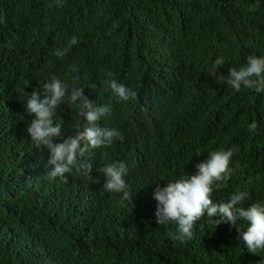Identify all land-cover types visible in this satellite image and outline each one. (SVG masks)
<instances>
[{"label": "trees", "instance_id": "trees-1", "mask_svg": "<svg viewBox=\"0 0 264 264\" xmlns=\"http://www.w3.org/2000/svg\"><path fill=\"white\" fill-rule=\"evenodd\" d=\"M249 55L264 56V0H0V264H264L206 211L191 239H172L176 225L156 223L153 196L211 151L233 149L213 201L239 190L244 207L264 202V93L206 74L218 57L226 76ZM53 75L69 86L79 76L89 99L111 106L99 124L123 134L85 154L90 176L49 179V152L26 131L23 99ZM106 79L136 98L119 101ZM54 120L63 137L83 127L67 102ZM118 161L132 200L102 189L97 170Z\"/></svg>", "mask_w": 264, "mask_h": 264}, {"label": "clouds", "instance_id": "clouds-1", "mask_svg": "<svg viewBox=\"0 0 264 264\" xmlns=\"http://www.w3.org/2000/svg\"><path fill=\"white\" fill-rule=\"evenodd\" d=\"M61 3L62 0H57L58 5ZM249 10L254 9L249 6ZM77 43V37L70 38L69 45ZM64 54V50L54 52L57 57ZM225 62L223 57L216 58L206 74L214 76L217 81H226L236 91L244 87L256 93H264V56L249 55L243 66H231L226 76L217 75L218 69ZM107 75L111 77L112 73ZM103 83L105 90H110L119 101L136 98L135 91L115 79H106ZM85 88L87 84L82 83L79 76L74 77L69 86L53 75L42 88H33L23 99L24 109L32 117L26 131L35 146L43 145L49 152L47 164L50 167L46 173L49 179H66V174L72 173L74 168L82 175L90 176L92 165L82 159L85 154L92 149L110 147L116 140L124 139L116 128L99 124L110 114L111 106L97 105L84 94ZM65 102L75 106L76 114L83 118V127L74 135L63 137V128L55 122L54 117L60 105ZM257 127L258 124L253 121L248 131L255 132ZM232 156L233 149L211 151L206 159L195 165V173H186L174 181H168L163 187L157 184L153 192L156 223L175 224V232L170 233L172 239L181 242L191 239L196 222L206 211L208 218L217 217L213 219L216 226L227 223L235 227L238 239L247 252H264V202H253L244 207L242 205L248 199V194L239 190L226 201L214 202L212 199L213 185L216 182L226 183L231 177L233 169L229 165ZM97 171L104 176L103 190L122 193L123 200L131 199L126 179L128 168L124 161L106 164ZM240 220L246 222V228L237 227Z\"/></svg>", "mask_w": 264, "mask_h": 264}, {"label": "bare ground", "instance_id": "bare-ground-1", "mask_svg": "<svg viewBox=\"0 0 264 264\" xmlns=\"http://www.w3.org/2000/svg\"><path fill=\"white\" fill-rule=\"evenodd\" d=\"M247 172V171H246ZM263 192V191H262Z\"/></svg>", "mask_w": 264, "mask_h": 264}]
</instances>
